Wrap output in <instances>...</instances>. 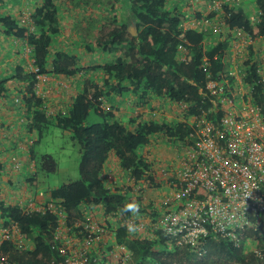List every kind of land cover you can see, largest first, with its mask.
Listing matches in <instances>:
<instances>
[{
  "label": "trees",
  "instance_id": "obj_1",
  "mask_svg": "<svg viewBox=\"0 0 264 264\" xmlns=\"http://www.w3.org/2000/svg\"><path fill=\"white\" fill-rule=\"evenodd\" d=\"M104 1L27 0L28 7L8 10H1L0 4V34L28 49V58L19 53L7 67L12 69L0 73V101L9 103L11 92L18 94L12 100L16 110H7L5 117H19V128L26 134L36 129L42 136L50 126L69 132L79 146V178L50 190L51 201L65 214L67 224L99 223L115 229L117 239H131L133 264H255L253 249L264 251V223L260 220L253 219L239 246L221 236L193 248L182 246L157 227L159 175L147 153L152 144L180 142V147H175L180 154L192 131L188 119L200 117L211 104L205 94L209 81L238 85V76L246 96L256 104L264 103L261 49L254 46L264 37V0L255 1L253 16L235 5L236 0H219L216 8H212L216 0H205L207 7L194 15L188 4H169L171 0H114L125 17L115 14L112 25L102 26L95 40L90 41L88 32L82 41L70 45L87 48V57L93 52L110 57L102 64L81 68L70 48L59 47L60 24L68 21L64 10L84 4L99 11ZM25 9L29 17H25ZM128 19L135 23V35L127 30ZM243 38L250 42L237 51L233 63V44ZM83 71L90 73L88 79H81ZM39 76H56L72 83L65 105L50 111L45 96L38 92ZM11 84L16 85L9 89ZM160 103L170 115L158 112ZM90 111L101 121L88 123ZM30 141L20 139L17 146L29 143L27 149H31ZM12 143L6 149H13ZM3 146L0 141V157ZM22 151L25 182L33 185L34 172L29 166L34 155L31 150ZM38 167L53 173L56 162L52 155L43 154ZM5 172L0 159V175ZM112 173L122 175L132 186L111 188L113 180L108 175ZM24 205L0 199V228L18 225L30 243L29 258L8 240L0 244L1 254L19 264H49L50 258L60 254L53 239L59 216L50 210H28ZM138 219L144 220L146 230L137 232L126 226Z\"/></svg>",
  "mask_w": 264,
  "mask_h": 264
},
{
  "label": "built area",
  "instance_id": "obj_2",
  "mask_svg": "<svg viewBox=\"0 0 264 264\" xmlns=\"http://www.w3.org/2000/svg\"><path fill=\"white\" fill-rule=\"evenodd\" d=\"M219 5L216 0L212 8ZM249 42L243 38L239 47ZM236 82L237 100L230 94L228 81L207 82L210 106L200 117L190 119L189 143L182 146L176 163L161 170L166 192L155 204L160 210L157 227L178 245L193 248L221 236L239 246L253 219L264 223V103L256 104L246 96L238 76ZM31 202L28 210H50L59 216L53 239L60 254L50 258L49 264L134 263L131 239H117L115 229L91 222L67 224L65 214L57 211L50 197L44 203ZM135 221L126 226L137 232L146 230L144 220ZM5 240L29 258L30 243L17 224L0 229V244ZM253 253L255 264H264V251L254 248ZM0 264L19 262L0 251Z\"/></svg>",
  "mask_w": 264,
  "mask_h": 264
},
{
  "label": "rangeland",
  "instance_id": "obj_3",
  "mask_svg": "<svg viewBox=\"0 0 264 264\" xmlns=\"http://www.w3.org/2000/svg\"><path fill=\"white\" fill-rule=\"evenodd\" d=\"M189 4L188 0H171L169 4ZM1 10H8L12 9H20V7L26 8L28 7L27 0H0ZM113 4L114 8L111 5ZM116 1L114 0H105L103 2L102 8H99V11L94 9V6L90 8V6H85L84 4H80L79 6L70 7V9L64 10L66 14L65 23L61 26L63 30L60 38V48L63 50H67L70 48L71 43H75L74 40L82 41L84 38L88 36V32H91V36L89 37L90 41L95 40L99 34V30L104 25H112V13L120 14L125 17V11L119 10L117 8ZM190 5V4H189ZM20 6V7H19ZM16 7V8H15ZM18 7V8H17ZM99 7V6H98ZM27 11V12H25ZM29 11L24 10L25 17H29ZM108 15V18L107 16ZM99 16H105L104 21L103 19L100 20ZM69 17V18H68ZM126 18L128 14L126 13ZM71 19V20H70ZM72 21V27H70V23ZM127 30L130 31L132 25L135 23L128 19ZM90 25L91 28H88ZM133 33V31H132ZM236 49L233 47V54L232 56L237 55V51L239 50V45L241 41L235 43ZM254 46L261 49L260 50V57H261V66L263 67L261 76L264 77V37L257 39L254 42ZM71 53L77 55V65L79 67H87L89 65H94L97 63H104L108 61L110 56L102 53H92L89 55V59L86 57L85 50L82 46H76L70 48ZM82 51V53H81ZM19 53H21L25 58H28V49L22 48L18 46L15 41H13L9 37H5L0 34V73H4L6 70H11L12 68H7L11 63L15 61V58L18 57ZM32 70H35V66H31ZM10 73V72H9ZM45 79V77H42ZM41 79V80H42ZM86 79V77H85ZM16 84L9 85L12 89V86ZM42 85H38V90L41 91ZM242 87V86H241ZM239 85L232 84L230 87V94H232L235 99L237 100L239 95ZM242 90L245 93V88L242 87ZM12 91V90H11ZM10 90L8 91L11 92ZM12 93V94H11ZM10 94L9 103L0 101V122L4 120V124L0 127V141L4 144L3 153H1L0 159L5 164L6 172L0 175V199L5 202H19L21 205L25 204V199L30 202H27L24 207L27 209L28 205H32L31 201L33 200H40V203H44L50 194V190L61 186L63 184H67L73 182L79 178V162H80V155H79V146L75 140L71 138L69 132L63 131L61 129L55 128L50 126L45 130L42 136H39V132L36 129H33L32 133H23L18 129L19 128V117H14L13 115L8 117L7 110L13 109L16 110L14 107L15 104L12 103L13 98L17 95H13V92ZM160 113H164L165 115H170V113H165L161 106L163 103H160ZM167 103H165L166 105ZM164 106V105H163ZM165 107V106H164ZM15 113V111H13ZM4 114V117H1ZM173 114V113H172ZM171 114V115H172ZM190 118L188 119V121ZM101 118L95 115L92 111L88 116V123H97L100 122ZM191 122V120H190ZM22 135V136H21ZM18 137V139H16ZM16 139V140H15ZM20 139L29 140L31 139V149H27L29 143H20V146H17V141ZM13 140L16 143H12ZM154 141V138H152ZM14 145V148L11 149L12 151L9 152L8 146L10 144ZM17 146V147H16ZM180 147V142H176L175 144L167 142V143H157L148 146V158L151 161L155 162L156 169L158 170V183L159 188L157 189L156 195L157 198H160L166 192V187L163 181V177L161 175V170L168 163H176L179 157V153L175 147ZM24 148V149H22ZM146 148H143L145 151ZM31 150L34 155V161L31 162L29 168L34 172L35 182L33 185H29L25 182V178L20 171L22 168V156L19 155L21 151ZM14 151V152H13ZM1 152V151H0ZM9 152V153H8ZM142 152V151H141ZM18 154V155H17ZM43 154H50L54 158L56 162V169L53 173H46L39 169L38 164L40 161V157ZM113 183H110L111 188L117 186H132V183L128 182L126 178L122 175H118L115 173L109 174ZM144 185L145 181L140 182ZM30 194V195H29ZM29 195V196H28ZM138 195L140 193L138 192ZM40 197V199H39ZM26 199V200H27ZM156 202V201H154ZM1 229V228H0ZM148 264V263H146ZM174 264H184L181 263H174ZM231 264V263H229Z\"/></svg>",
  "mask_w": 264,
  "mask_h": 264
},
{
  "label": "crops",
  "instance_id": "obj_4",
  "mask_svg": "<svg viewBox=\"0 0 264 264\" xmlns=\"http://www.w3.org/2000/svg\"><path fill=\"white\" fill-rule=\"evenodd\" d=\"M38 1V0H37ZM256 0H236V2L238 4H235L237 5L243 12L245 13H249V15L253 16L255 15L257 9H256ZM233 2L235 3V0H233ZM188 6H190V11H191V14L194 15L198 12L201 13V11L203 9H205L207 7V1L205 0H188ZM107 18H108V15H106ZM104 18L105 16H99V19L104 21ZM114 19V14L112 13V19ZM62 24V23H61ZM61 24H60V27H61ZM92 26V25H91ZM63 30V27H61V33H62ZM236 44L234 43L233 44V47H235ZM83 48V47H82ZM241 48V47H239ZM86 52V57H87V54H89L87 48H83ZM236 49V47H235ZM255 50V48H254ZM82 53V51H81ZM89 59V57H87ZM235 61V56H232V62L234 63ZM233 67H235V65L233 64ZM88 79L90 77V73H85L84 71L81 72V79ZM41 87V91L38 90L39 93H41L43 96H45L46 100H47V104L46 106H48V108L50 109V111H52L53 108H56L57 105H61V104H66V102L68 101V95H67V91L68 89L71 88V82L70 81H67L65 79H61V78H58V77H54V76H49V77H46V80H42L40 81L39 83ZM112 95H115L114 93H112ZM55 106V107H54ZM1 117H4V115L2 114ZM1 126L4 124V122H0ZM21 128V127H20ZM18 128L22 134L24 133V130H23V127H22V130ZM22 136V135H21ZM23 152V151H22ZM22 164L25 162V158L24 155H22ZM31 164V163H30ZM23 174V167L21 168L20 170ZM24 176V174H23ZM40 199V197H39Z\"/></svg>",
  "mask_w": 264,
  "mask_h": 264
},
{
  "label": "water",
  "instance_id": "obj_5",
  "mask_svg": "<svg viewBox=\"0 0 264 264\" xmlns=\"http://www.w3.org/2000/svg\"><path fill=\"white\" fill-rule=\"evenodd\" d=\"M132 31H133V33H132ZM132 35H135L136 34V26H135V24L134 25H132V27H131V30L129 31Z\"/></svg>",
  "mask_w": 264,
  "mask_h": 264
},
{
  "label": "clouds",
  "instance_id": "obj_6",
  "mask_svg": "<svg viewBox=\"0 0 264 264\" xmlns=\"http://www.w3.org/2000/svg\"><path fill=\"white\" fill-rule=\"evenodd\" d=\"M50 197V196H49Z\"/></svg>",
  "mask_w": 264,
  "mask_h": 264
}]
</instances>
